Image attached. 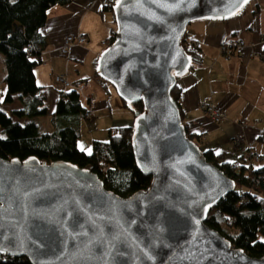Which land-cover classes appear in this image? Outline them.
Returning a JSON list of instances; mask_svg holds the SVG:
<instances>
[{"label":"water","instance_id":"95a60500","mask_svg":"<svg viewBox=\"0 0 264 264\" xmlns=\"http://www.w3.org/2000/svg\"><path fill=\"white\" fill-rule=\"evenodd\" d=\"M252 0H116L114 42L97 74L122 101L142 103L132 147L152 182L121 197L66 161L0 157V254L31 264H264L207 224L236 183L187 136L172 97L193 60L196 21H229Z\"/></svg>","mask_w":264,"mask_h":264},{"label":"crops","instance_id":"0c3cea01","mask_svg":"<svg viewBox=\"0 0 264 264\" xmlns=\"http://www.w3.org/2000/svg\"><path fill=\"white\" fill-rule=\"evenodd\" d=\"M114 1L72 0L49 10L42 30L47 42L43 63L34 70L38 86L46 91L47 114L33 119L41 133L54 134L73 123L81 135L86 120L82 115L71 119L57 115L62 95L72 91H77L83 107L92 111L93 127L105 129L108 139L111 129L133 125L134 115L124 106L116 89L105 85L97 74L98 60L117 31L115 14L109 7ZM69 35H83L87 42L73 45L67 55H62L60 48ZM187 35L202 49L204 62L177 82L184 125L200 139L206 151L215 149L224 161L264 167V0H252L229 21L193 22ZM232 37L245 40L248 47L240 57L226 60L221 56L220 45ZM57 75L66 76L71 85L65 88L57 83ZM19 98L15 95L14 101L1 109L11 114L22 108ZM207 103L225 110L227 117L214 122L201 108ZM13 120L29 121L16 117ZM242 131L246 142L242 149H235L234 138ZM0 138H4L1 128ZM81 139L82 136L79 148L86 153L93 151L94 141L104 140L92 133L86 146ZM256 155L261 158L259 162L253 160Z\"/></svg>","mask_w":264,"mask_h":264},{"label":"trees","instance_id":"16d2710c","mask_svg":"<svg viewBox=\"0 0 264 264\" xmlns=\"http://www.w3.org/2000/svg\"><path fill=\"white\" fill-rule=\"evenodd\" d=\"M72 0H0V53L5 56V93H0V157L5 159L37 158L41 162L66 161L98 175L106 189L121 197H129L147 190L152 177L144 175L137 167L132 147L133 125L114 128L107 141L96 140L93 151L86 153L79 148L80 132L76 125L59 128L54 134H43L33 119L47 114L46 91L39 87L34 70L43 63L47 42L42 30L47 23L49 10L58 5H68ZM115 1L110 4L113 9ZM241 14V13H240ZM116 33L108 40L114 42ZM108 45V46H109ZM183 48L192 58L193 70L203 64V51L198 43L186 34ZM105 85L109 83L102 81ZM4 98L2 99V96ZM20 95L22 108L11 114L1 109ZM172 97L179 109L180 89L177 85ZM124 106L134 115L143 110L142 103ZM77 91L63 94L58 102L57 115L67 118H85ZM181 116L182 111L180 109ZM13 117L28 119L15 122ZM187 136L200 147V139ZM264 141V138L262 139ZM206 160L218 167L236 183V189L210 209L207 224L249 256H264V167L246 163L224 161L215 149L203 151ZM0 264H31L25 258H13L0 254Z\"/></svg>","mask_w":264,"mask_h":264},{"label":"built area","instance_id":"2783aa9c","mask_svg":"<svg viewBox=\"0 0 264 264\" xmlns=\"http://www.w3.org/2000/svg\"><path fill=\"white\" fill-rule=\"evenodd\" d=\"M87 42V38L83 35H69L65 38L63 45L60 48L62 55H67L69 53V49L73 45H84ZM248 47V43L237 37H232L223 42L220 45V53L223 58L226 60H231L236 57H240L243 55V52ZM262 60L264 61V55L262 56ZM56 82L62 84L65 88L71 85L70 80L63 75L56 76ZM89 101H93L89 99ZM202 110L216 123L221 122L223 119L227 117V113L225 110L220 109L215 106L213 103L201 104ZM93 117V113L91 110L87 109L85 113V119L90 120ZM246 142V134L242 131L236 134L234 138V146L235 149H242ZM253 160L255 162H259L261 160L260 156H254Z\"/></svg>","mask_w":264,"mask_h":264},{"label":"rangeland","instance_id":"374dc122","mask_svg":"<svg viewBox=\"0 0 264 264\" xmlns=\"http://www.w3.org/2000/svg\"><path fill=\"white\" fill-rule=\"evenodd\" d=\"M5 75H6L5 56L2 53H0V93H4L5 91V84H4ZM92 133H95V137L97 138L104 139L105 141L108 140V134L105 131V129L101 127L95 129V127H93L92 125L91 119L85 120L81 128V136H82L81 140H83L86 146L89 145V143L91 142ZM200 148L202 151H206L204 145H200Z\"/></svg>","mask_w":264,"mask_h":264}]
</instances>
